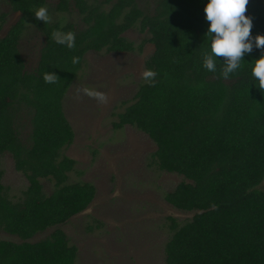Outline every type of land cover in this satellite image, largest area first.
I'll return each mask as SVG.
<instances>
[{"label":"trees","instance_id":"16d2710c","mask_svg":"<svg viewBox=\"0 0 264 264\" xmlns=\"http://www.w3.org/2000/svg\"><path fill=\"white\" fill-rule=\"evenodd\" d=\"M5 2L20 16L0 37V156L11 155L27 187L19 200L10 199L0 168V230L20 240L0 239V264H75L77 249L61 229L27 240L66 223L94 199L93 184L69 180L81 172L63 154L74 132L62 103L84 55L133 51L123 36L132 28L149 35L153 52L144 67L155 72L154 82L143 79L112 126L129 125L149 137L155 166L183 178L165 201L194 213L182 224L168 218L164 264H264V90L250 74L260 50L246 53L227 79L220 76L223 57H215V72L205 70V0H158L150 14L138 0H58L59 13L75 7L81 29L36 19L32 14L45 0ZM245 15L252 19L250 34L264 35V0H248ZM3 20L0 15V29ZM28 24L44 39L31 72L18 50ZM56 32H72L73 46L56 43ZM45 72L56 75L53 83L44 82ZM21 114L29 118L26 143L15 125ZM41 180L52 183L49 194Z\"/></svg>","mask_w":264,"mask_h":264},{"label":"rangeland","instance_id":"374dc122","mask_svg":"<svg viewBox=\"0 0 264 264\" xmlns=\"http://www.w3.org/2000/svg\"><path fill=\"white\" fill-rule=\"evenodd\" d=\"M57 1L45 0L49 20L71 23L75 29H81L83 24L75 7L71 4L68 12L59 13L55 10ZM157 1L138 0V5L150 14ZM0 15H4L2 37L20 15L5 0H0ZM123 36L132 42L134 50L87 52L62 103L74 132V139L63 154L73 159L81 172L70 173L69 180L93 184L94 199L66 223L27 240L36 242L59 228L77 249L75 264H164V245L171 235L168 218L182 224L194 214L177 210L165 201L164 195L183 178L155 166L152 154L156 146L149 137L129 125L122 129L112 126L116 114L133 100L143 81L145 61L153 52L149 35L138 28L127 30ZM43 42L42 33L28 24L18 43L27 72L36 67ZM84 89L92 94H86ZM95 92L103 93L104 99L97 100ZM15 125L20 139L26 143L29 118L21 114ZM0 168L7 196L19 200L27 180L14 169L9 153L0 156ZM41 183L44 193L49 194L52 183ZM259 189L264 191V180ZM0 239L20 242L15 235L1 230Z\"/></svg>","mask_w":264,"mask_h":264},{"label":"clouds","instance_id":"9594fccd","mask_svg":"<svg viewBox=\"0 0 264 264\" xmlns=\"http://www.w3.org/2000/svg\"><path fill=\"white\" fill-rule=\"evenodd\" d=\"M248 0H205L202 8L203 19L207 22L204 36L207 39V50L202 54V66L209 72L216 71L215 57H223L220 76L227 79L240 67L242 57L250 53L253 48L260 50V55L250 64V74L256 82V87L264 90V35H251L252 19L245 15ZM41 22L49 19L47 9L40 7L32 14ZM56 43L69 48L73 46L74 35L72 32H56L53 34ZM73 63L78 57L72 58ZM142 77L146 83H152L155 72L146 69ZM45 83H53L57 78L55 74L45 72L42 74ZM86 94L87 89L83 90ZM97 100L102 101L104 95L95 92Z\"/></svg>","mask_w":264,"mask_h":264}]
</instances>
